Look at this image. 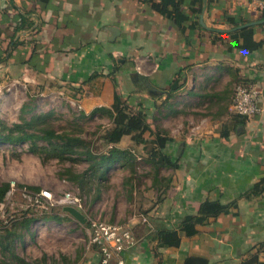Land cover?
I'll return each instance as SVG.
<instances>
[{
  "label": "crops",
  "instance_id": "crops-1",
  "mask_svg": "<svg viewBox=\"0 0 264 264\" xmlns=\"http://www.w3.org/2000/svg\"><path fill=\"white\" fill-rule=\"evenodd\" d=\"M205 1L201 28L190 31L187 22L183 33L159 0H0V77L55 84L88 115L111 109L118 92L143 102L149 116L170 107L163 115L182 120L183 134L165 150L180 168L162 199L129 225L137 245L124 254L126 264L188 257L239 264L256 254L264 261V190L253 194L264 179V96L253 119L230 111L238 84L262 81L264 0ZM20 16L32 25L17 32ZM243 28L252 32L248 48ZM208 201L230 211L199 225L180 247L158 249L156 233L178 229ZM80 264H102L101 257L89 250Z\"/></svg>",
  "mask_w": 264,
  "mask_h": 264
},
{
  "label": "rangeland",
  "instance_id": "rangeland-1",
  "mask_svg": "<svg viewBox=\"0 0 264 264\" xmlns=\"http://www.w3.org/2000/svg\"><path fill=\"white\" fill-rule=\"evenodd\" d=\"M61 89L43 80L15 81L13 76L0 77L3 134L16 137L25 130L40 135L42 130L49 129L57 134L81 137L95 154L107 151L102 136L113 127L110 118L100 115L92 118L84 112L78 99H74V93ZM166 112L156 108L146 120L153 131L161 129L168 133L166 136L177 138L183 134L179 128L182 120L172 114L163 115ZM25 122L32 124L25 127ZM137 127V133H140L145 125L139 120ZM144 138L154 140L149 132ZM134 139L133 135L125 136L120 145L122 149L130 150L136 160L127 161L126 168L116 165L110 169L108 179L100 188L91 184L84 190L79 179L89 167L84 157L75 156V163L56 159L43 163L30 153V143L0 144V188L10 185L4 201H0V264H23L21 260L26 264H80L91 250L89 224L92 221L99 219L131 226L132 220H141L145 209L169 191L171 185L166 188L167 180L176 171L160 170V181L156 182V169L146 162L148 150L144 145L136 144ZM39 145L43 143L39 142ZM43 191L51 192L55 200L67 192L79 195L84 200L81 212L86 216L87 224L65 214L63 207L52 206L46 200L36 202L35 198ZM56 214L64 218L62 222L50 219ZM25 218L37 220L29 230L20 228L19 224ZM13 230H19L22 236L14 243L18 259L4 253L1 245L7 232Z\"/></svg>",
  "mask_w": 264,
  "mask_h": 264
},
{
  "label": "trees",
  "instance_id": "trees-1",
  "mask_svg": "<svg viewBox=\"0 0 264 264\" xmlns=\"http://www.w3.org/2000/svg\"><path fill=\"white\" fill-rule=\"evenodd\" d=\"M147 2L148 0H141ZM162 6V13L164 15L173 16L177 25L181 28L182 32L186 31L185 23L191 22L188 28L191 30L201 28L199 23L200 16L203 14L206 6L205 0H159ZM190 4V12H185L186 5ZM245 22H242L244 24ZM32 25L31 22L27 23L25 16H20V26L16 31L24 30ZM241 37L245 40V48L250 47L248 42L251 41L252 32L250 28H243L240 31ZM257 46V45H256ZM30 65V61L27 62ZM143 79L139 77V80ZM113 84L115 89L118 88V82L113 78ZM240 84H248L240 83ZM238 84V85H240ZM178 81L173 84L171 88V94L168 99L172 97L173 92L177 89ZM138 103V104H137ZM135 106V107H134ZM144 112V113H143ZM97 115L100 117L107 116L113 123V127L108 129L102 139L104 141L103 146L107 149L102 154H95L87 145V143L79 136H73L68 133L57 134L53 130L44 129L40 135L30 134L28 131H23L18 136H5L3 129L0 127V144H24L30 143V153L38 156L43 163L56 159L61 162L70 161L75 163L77 159L74 157H84L88 162L89 167L87 173L80 176L81 188L84 190L89 185H97L100 188L103 183L108 179V171L114 168L116 165L126 168L127 161L136 160L133 153L130 150L120 149L117 145L121 142L125 136L133 135L135 143L144 145L148 150L147 163L153 165L156 169L155 181L159 182V173L162 169L178 170L180 168L179 161L165 152L167 143H173V138L166 136L167 132L157 129L153 131L148 124L149 114L143 108V102L135 101L132 97L124 99L123 95H119L115 92V103L111 109L99 108L95 110L91 117L94 118ZM141 120L145 127L142 132H138L137 124ZM32 122H25V127H30ZM24 127V129H25ZM18 128H20L18 126ZM149 132L152 136V141H147L144 138L145 133ZM42 142L43 145H39ZM149 146L151 148H149ZM149 148V149H148ZM168 189L172 184V178L167 180ZM156 187V186H155ZM264 190V179L256 185L253 194H259ZM10 191V185L5 184L0 188V201H4L7 193ZM36 200V199H35ZM42 202V200H40ZM230 206L221 204L220 202H206L202 204L199 214L197 216L186 217L178 229H164L156 233V239L158 240V249H171L180 247L183 237H193L198 234V226L206 225L210 219L216 218L221 214L228 213ZM64 212V211H63ZM65 213V212H64ZM67 214V213H65ZM45 219H48L45 217ZM50 219L56 222H62L63 217L60 214L51 216ZM37 221L34 218L27 219L21 222L20 228L29 230L32 223ZM87 224V223H86ZM91 226V223L89 224ZM19 230H13L7 232V235L3 238L1 245L4 253L18 259L15 255L14 243L18 238H21ZM91 250L98 252L96 247H92ZM99 253V252H98ZM21 262L26 264L24 260ZM184 264H209V261L200 257H188ZM239 264H264L261 261L259 255H251L247 260Z\"/></svg>",
  "mask_w": 264,
  "mask_h": 264
},
{
  "label": "built area",
  "instance_id": "built-area-1",
  "mask_svg": "<svg viewBox=\"0 0 264 264\" xmlns=\"http://www.w3.org/2000/svg\"><path fill=\"white\" fill-rule=\"evenodd\" d=\"M264 9V1L260 3ZM264 96V72L260 84L248 83L237 85L230 106V111L238 116L253 119L262 113L260 100ZM36 202L46 200L52 206L73 207L79 211L84 210V200L73 192L55 200L53 194L43 191L35 198ZM137 245L132 228L118 223H108L99 219L91 222L89 234V248L96 247L102 264H126L124 254Z\"/></svg>",
  "mask_w": 264,
  "mask_h": 264
},
{
  "label": "water",
  "instance_id": "water-1",
  "mask_svg": "<svg viewBox=\"0 0 264 264\" xmlns=\"http://www.w3.org/2000/svg\"><path fill=\"white\" fill-rule=\"evenodd\" d=\"M261 24H264V21L260 22ZM63 211L67 214H69L71 217H73L75 220L80 222L81 224L85 225L88 220L86 216L79 210L73 207H65L63 208Z\"/></svg>",
  "mask_w": 264,
  "mask_h": 264
}]
</instances>
